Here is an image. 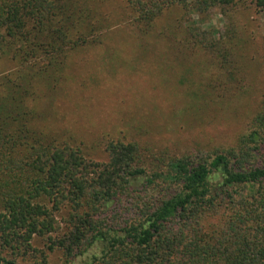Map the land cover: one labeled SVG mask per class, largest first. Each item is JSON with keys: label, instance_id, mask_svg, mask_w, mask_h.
<instances>
[{"label": "trees", "instance_id": "1", "mask_svg": "<svg viewBox=\"0 0 264 264\" xmlns=\"http://www.w3.org/2000/svg\"><path fill=\"white\" fill-rule=\"evenodd\" d=\"M115 2L109 18L111 0H0V60L12 64L0 76V264H75L95 246L82 264H264V76L255 87L232 81L249 76L243 56L264 0ZM214 8L224 34L192 23ZM166 16L171 46L180 34L239 87L229 95L255 99L234 142L153 160V144L118 137L96 158L48 122L42 96L70 79L74 52L128 23L145 41Z\"/></svg>", "mask_w": 264, "mask_h": 264}, {"label": "rangeland", "instance_id": "2", "mask_svg": "<svg viewBox=\"0 0 264 264\" xmlns=\"http://www.w3.org/2000/svg\"><path fill=\"white\" fill-rule=\"evenodd\" d=\"M111 1V11L104 12L109 18L118 13L115 0ZM166 18L160 19L145 41L128 23L106 32L102 45L74 52L70 79L57 92L42 96L40 110L48 122L85 141L96 158H103L104 141L118 137L153 144V160L161 153L197 155L234 142L246 128L255 99L229 95L225 89L232 91L231 86L239 88L236 84L241 83L255 87V80L264 76L262 62L254 53L257 41L261 56L264 53V14L254 18L255 37L243 56L249 76L237 75L232 80L236 84L217 78L202 52L185 49L180 34L171 46L165 31L174 20ZM192 23L216 29L218 34H224L228 25L219 8L194 14ZM11 67L0 60V76ZM35 244L42 246L40 240ZM99 251L93 247L75 264ZM51 261L60 264L53 257Z\"/></svg>", "mask_w": 264, "mask_h": 264}]
</instances>
